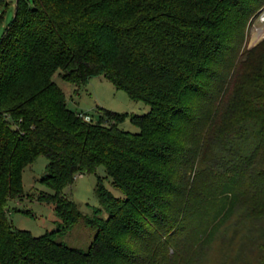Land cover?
I'll list each match as a JSON object with an SVG mask.
<instances>
[{"label":"trees","instance_id":"16d2710c","mask_svg":"<svg viewBox=\"0 0 264 264\" xmlns=\"http://www.w3.org/2000/svg\"><path fill=\"white\" fill-rule=\"evenodd\" d=\"M8 5L0 0V22ZM263 8L264 0H16L0 37V264H264V42L243 50ZM57 74L77 91L105 76L145 102L150 110L130 118L139 131L108 109L86 120ZM41 155L51 192L38 199L61 221L35 236L15 227L8 207ZM100 166L106 219L101 208L84 215L65 192ZM81 221L96 229L87 251L59 240Z\"/></svg>","mask_w":264,"mask_h":264},{"label":"rangeland","instance_id":"374dc122","mask_svg":"<svg viewBox=\"0 0 264 264\" xmlns=\"http://www.w3.org/2000/svg\"><path fill=\"white\" fill-rule=\"evenodd\" d=\"M9 5L5 8V14L0 22V37L7 24L14 16L16 0H7ZM261 35L258 40L255 38ZM264 42V8L261 9L249 22L246 29V38L243 42V50H252ZM246 58L242 59V63ZM258 61H253L252 67ZM56 82L65 91L70 108L89 113L94 120L99 118L103 109L119 113H127V119L121 127L131 132H138L139 129L132 123L131 117L134 114L142 115L150 110V106L141 100H133L126 90L117 89L115 85L105 76L93 77L89 83L78 91L77 86L55 76ZM48 159L41 155L38 159L27 166L23 173V184L25 194L9 202V220L16 228L28 230L33 235L39 236L47 231L59 228L60 218L54 208L44 201H40L38 196L43 192H51L40 179L46 172ZM98 176L105 177L104 166H100L96 173L77 176L75 182L67 187L66 194L73 198L84 215H92L95 208H101L100 216L106 219L109 216L107 210L96 193ZM105 186L117 197L124 198L126 195L117 187L113 186L110 179L104 178ZM27 211V212H26ZM96 229L86 225L81 221L75 226L65 231L59 240L67 245L87 251L95 237Z\"/></svg>","mask_w":264,"mask_h":264},{"label":"built area","instance_id":"2783aa9c","mask_svg":"<svg viewBox=\"0 0 264 264\" xmlns=\"http://www.w3.org/2000/svg\"><path fill=\"white\" fill-rule=\"evenodd\" d=\"M82 117H84L86 120L90 121L92 119L90 114L87 113H81Z\"/></svg>","mask_w":264,"mask_h":264},{"label":"bare ground","instance_id":"6f19581e","mask_svg":"<svg viewBox=\"0 0 264 264\" xmlns=\"http://www.w3.org/2000/svg\"><path fill=\"white\" fill-rule=\"evenodd\" d=\"M260 36H261V35L259 34V35L255 38V40H258V39L260 38Z\"/></svg>","mask_w":264,"mask_h":264}]
</instances>
